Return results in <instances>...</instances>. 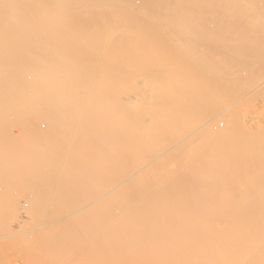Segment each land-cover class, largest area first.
I'll list each match as a JSON object with an SVG mask.
<instances>
[{
	"label": "bare ground",
	"instance_id": "obj_1",
	"mask_svg": "<svg viewBox=\"0 0 264 264\" xmlns=\"http://www.w3.org/2000/svg\"><path fill=\"white\" fill-rule=\"evenodd\" d=\"M259 28L264 0H0L6 196L108 200L106 264H264Z\"/></svg>",
	"mask_w": 264,
	"mask_h": 264
},
{
	"label": "rangeland",
	"instance_id": "obj_2",
	"mask_svg": "<svg viewBox=\"0 0 264 264\" xmlns=\"http://www.w3.org/2000/svg\"><path fill=\"white\" fill-rule=\"evenodd\" d=\"M47 31L45 30V33ZM257 32L259 34L258 39L259 38L260 39L258 41H260L259 42V44H260L263 41V37L260 35L263 34L264 29L259 28L257 30ZM111 44H115V45L120 46L119 43L115 42L114 40ZM120 44L122 45V43H120ZM124 45H125V43H124ZM126 45H125V47H126ZM82 49H85V48H82ZM116 50H117V48H116ZM117 51H120V48ZM249 73H251V76H253V75L264 76V64L258 70L253 71V72L250 70ZM243 111H246V110H243ZM248 112H250V111H248ZM252 112H253V110H252ZM252 112L247 113V114L250 115ZM247 114H245V116ZM256 115L259 117H262L264 119V109H261V111L259 113H257ZM253 119L254 118H250L249 121L252 122ZM216 123L220 128H225V126H226V122H224V120L222 118H219ZM39 125H40V127L42 126L41 129H43L45 131H46V129L48 130L49 126H48L47 122L42 121V123ZM46 126H47V128L44 129ZM188 127H190V126H186V125L182 126V128L185 130H187ZM15 129L16 128H14V130ZM178 165H179V163L176 160L173 167H176ZM1 186L4 187V184H2ZM1 186H0V192H1L0 195L3 196V199L5 198L4 199L5 202L8 203L6 200L9 198L8 196H11V195L6 196V194H5V192H7L6 186L4 188H2ZM2 193H4V195H2ZM14 193H15V191H14ZM17 193L20 194V192H18V191H17ZM17 193H15L16 195L13 194L11 196L12 198L15 197L16 200L13 198L14 201H12L13 199L11 197L10 198L12 200L10 198L8 199V201L10 200L11 204L13 202L15 204L18 201H21V202L17 203V206L19 208L17 206L13 205L12 210H10L11 212L13 211V213H11V215L13 214L12 216H14V218H12V217L9 218L11 215H8V218L11 219V221L8 218L3 217V216H2L3 218L1 217V219H0V222H1V224H0V236L3 237L8 231L7 234L10 236L12 235L13 238H15V239L12 238L14 242L11 241L8 244H5V241L2 242L4 244H1V242H0V264H10V263L11 264H58V262H59V264H106L105 260L100 255V252L104 251V250H108V249L106 247H99L97 244V240H98L97 238H98L100 231H103L104 229H106L110 223V219H108L107 217H104V215L102 217H100L98 215V212H99L98 209H101L104 207H106V208L111 207V205H109L111 203L108 200H105V202L103 201L102 202L103 204L101 203V206L103 205V207H101L99 204H100V201L104 200V199H101L99 201V203H98V201H96L98 205L96 204L95 201L94 202L93 201L82 202V203H89L90 202L88 205L85 204V205H87V207H86L87 211H86L85 215H82L83 217L77 218L74 221L66 220V219H60V220L53 222V220H49L50 219L49 217L56 214V213L65 211V209H67L69 207L67 205H69V203H71V202H72V205H75V204H73L74 200L73 201L72 200L71 201L70 200L59 201L56 203L51 202V204H47V206H44L45 209H43V211L41 213H39L37 216H31V213H30V211H31L30 196L26 193H23V192L22 193L25 196L26 195H28V196H26V197L24 195L20 196ZM1 196H0V203H1L0 205H3L4 200L2 199ZM16 196H17V198H16ZM6 197H8V198H6ZM25 200H27V201H25ZM66 202H67V204H66ZM76 202H78V200L75 201V203ZM93 203H95V204H93ZM23 205L26 206L25 209L23 208L24 207ZM20 207L23 208V211L21 210L22 208H20ZM13 208L15 209V211H16V209H17V211L21 210L20 213L17 215V213L19 211L18 212L16 211L17 213L14 214L15 211ZM21 212L24 213V215L26 213V215L24 216L23 214H21ZM27 212L30 214L29 216H27L28 215ZM20 214H21V216L23 215L22 218H21ZM3 219L5 220V222H6V219H8L6 222L7 224L4 222ZM12 220H14L15 222L17 220L16 224L18 223V226L15 224V222L13 223ZM48 221H51V222H48ZM13 225H14V227H13ZM11 230H12V233L9 234V231L11 232ZM13 230L15 231V234H16V232H18L17 235H14ZM11 237H9L10 240H11ZM4 239L5 238H3V240ZM1 240H2V238H1ZM68 247L70 248V250L68 249ZM64 249H65V251H64ZM53 250H56V252L54 251V253H52ZM67 250H68V254H66ZM63 252H65V254ZM108 252H111L110 247H109ZM61 253H62V255H61ZM52 254L54 256H52ZM58 256H59V258H62V259H59ZM61 260H62V262H61ZM7 261H9V262L7 263Z\"/></svg>",
	"mask_w": 264,
	"mask_h": 264
}]
</instances>
